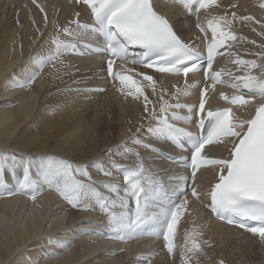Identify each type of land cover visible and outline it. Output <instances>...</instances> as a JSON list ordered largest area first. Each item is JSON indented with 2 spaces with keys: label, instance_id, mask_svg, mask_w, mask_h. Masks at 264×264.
<instances>
[{
  "label": "bare ground",
  "instance_id": "bare-ground-1",
  "mask_svg": "<svg viewBox=\"0 0 264 264\" xmlns=\"http://www.w3.org/2000/svg\"><path fill=\"white\" fill-rule=\"evenodd\" d=\"M58 1L62 11L63 6L75 7L65 21L58 13ZM155 2L158 5L159 1ZM160 2L172 10L170 15L180 32H185L189 24L197 28L196 18L178 0ZM88 12L77 1L70 4L63 0H0V153L52 156L88 166L93 161H104L108 166L110 160L118 164L127 163V160L137 162V157L129 153H125L126 158L109 155L113 150L127 146L131 153H139L145 168L162 180L169 192L178 185L183 189V182L176 177H189V174L170 169L166 174L175 178L164 177L158 167L152 168L158 156L142 146L151 137L147 128L153 123L144 110L143 96L133 99L126 95L130 89L125 88L122 93L116 82L113 85L119 88L104 85L100 71H93L94 67L88 64H78L79 55H62L54 65L49 64L43 69L30 88L8 86L14 76L24 78L23 70L33 57L49 53L58 26L75 28V24H69L75 20L88 25ZM204 13L207 17H217L222 14V9L220 5L214 6ZM225 15L231 16L229 11ZM244 24V38L241 37L244 47L252 50L256 44H264V19L259 22L248 20ZM65 37L60 34V39ZM257 50L264 53V47H257ZM241 58L249 60L254 56L240 52ZM93 74L95 84L90 83ZM252 74L259 75L254 71ZM196 76L187 80L190 94L181 95L179 102L183 105H193L201 94V86L195 83ZM140 85L151 102L149 109L155 107L157 112L161 95L165 101L175 103L173 97L177 88L183 90L185 87L183 81L170 86L164 79L157 80L155 92L153 86L145 82ZM86 86L94 90L90 91ZM244 110L246 107L238 108L239 112ZM182 113L188 115L186 111ZM37 167L33 166L34 173ZM90 171L97 183L105 180L120 182L117 173L113 180L98 174L94 168ZM4 175L8 183L0 186V264H184L181 253L185 243H191L190 234L191 239L200 244L202 252L190 254L189 264H264V243L253 234L212 223L204 210V194L200 193L199 199L186 197L187 205L180 224L183 239L175 243L174 254L168 255L158 253L150 240L133 239L129 244L122 241L109 244L110 241L105 239L106 246L95 248L97 234L107 236V217L94 203L90 210H83V206L74 208L47 188H43L35 200L28 194L11 195L22 176V169H9ZM101 189L102 194L113 196ZM49 241H63L70 247L61 249ZM43 243L49 249L57 250L58 255L55 258L39 255L37 250H46L42 248ZM105 247L119 255L101 254Z\"/></svg>",
  "mask_w": 264,
  "mask_h": 264
},
{
  "label": "snow or ice",
  "instance_id": "snow-or-ice-1",
  "mask_svg": "<svg viewBox=\"0 0 264 264\" xmlns=\"http://www.w3.org/2000/svg\"><path fill=\"white\" fill-rule=\"evenodd\" d=\"M77 2L90 9L94 18L93 23L87 25L75 20L69 22L70 25L75 24V28L58 26V34L51 41L53 48L47 55L33 57L29 66L23 70L24 78L14 76L10 87L30 88L43 69L49 64L54 65L62 55L83 56L94 50L107 53V72L114 82L119 81L121 86L119 91L124 93L125 88L130 89L126 95L135 100L143 96L146 102L144 110L153 121L147 128L150 136L170 143L181 151L186 147L190 148V156L180 159L157 152V155L177 166L191 170L190 177L178 176L176 179L182 181L185 188L191 182L193 185L191 195L199 199L200 193L195 187L197 173L201 169L213 170L216 174L215 182L207 192L210 201L207 206L211 212L217 219H223L228 224L258 236L264 243V68H261L256 60L235 59L233 61L235 64L247 69L245 75L234 77L235 82L230 84L241 94L232 97L221 94V98L229 105L239 107L255 104L259 99L261 102L256 105L255 114L250 119L236 117L232 107L206 111L209 90L207 86L201 90L198 107L181 104L179 102L181 95L190 94L187 80L183 90L177 88L173 97L175 103L165 101L161 95L159 111L157 112L155 107L150 110L148 105L151 102L137 81L129 75L113 71L116 61L140 63L157 72L182 74L187 77L189 73L200 71V64L197 62L202 59L201 53L191 44L185 43L169 21L156 11L155 0H77ZM178 2L196 18V27L205 33V39L208 40L204 73L214 90L218 83H224L222 76L225 74L223 70L213 72L214 61L218 55L224 54L220 50L226 48L228 42L236 41L238 37L221 27L222 23L224 25L231 23L227 16L213 17L208 21L207 28L200 23V11L215 4L216 0ZM232 19H236L235 13H232ZM240 19L248 21L253 18L246 16ZM60 34L69 39H60ZM86 35L95 36L99 44L94 46L82 40ZM135 48L143 50L142 58L129 61L130 51ZM261 59H264V55ZM257 68L261 69L260 76L252 74ZM143 80L153 86V92L156 91V81L152 76L143 75ZM184 111L188 115H182ZM194 115L199 117L196 121L199 131L196 133L180 126L192 124ZM225 143L230 145L226 158H210L205 153L207 146ZM142 146L149 151H156L151 144ZM125 153L137 157L134 167H126L115 160L107 162L108 166H105L104 161H93L91 166H88L52 156L32 157L0 153V186L6 184L4 174L7 170L14 171L20 167L22 176L18 178L11 195L28 194L35 200L36 195L40 194L43 188H47L58 193L74 208L83 206V210H90L94 203L107 217L106 238L127 242L151 234L156 238H162L166 242L168 253L174 254V233L182 211L187 205L186 195L174 199L173 197L182 190L181 186L178 185L169 192L163 181L145 168L139 153H131L127 146L119 147L109 155H121L126 158ZM34 165H38L35 173ZM90 168L113 180L115 173L121 174L123 186H120L118 181L112 183L105 180L97 183ZM101 187L111 192L113 196L102 194L98 191ZM189 240L191 243H185L181 253L184 264H189L190 254L202 252L200 244L191 239V234ZM49 243L61 249L70 247L63 241ZM44 255L55 258L58 253L48 252Z\"/></svg>",
  "mask_w": 264,
  "mask_h": 264
}]
</instances>
